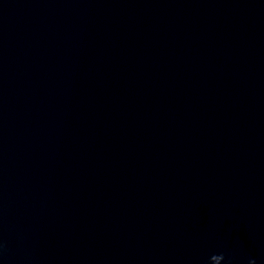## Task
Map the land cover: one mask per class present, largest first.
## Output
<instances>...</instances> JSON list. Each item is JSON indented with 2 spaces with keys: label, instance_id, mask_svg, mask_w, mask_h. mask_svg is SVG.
<instances>
[{
  "label": "clouds",
  "instance_id": "clouds-1",
  "mask_svg": "<svg viewBox=\"0 0 264 264\" xmlns=\"http://www.w3.org/2000/svg\"><path fill=\"white\" fill-rule=\"evenodd\" d=\"M217 256H220V257H222V258L224 259V256H223V254H219V255H217Z\"/></svg>",
  "mask_w": 264,
  "mask_h": 264
}]
</instances>
